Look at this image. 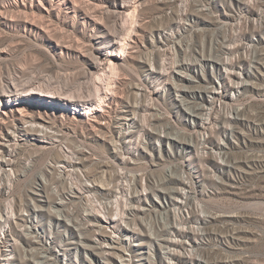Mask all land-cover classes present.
<instances>
[{
	"label": "rangeland",
	"instance_id": "obj_1",
	"mask_svg": "<svg viewBox=\"0 0 264 264\" xmlns=\"http://www.w3.org/2000/svg\"><path fill=\"white\" fill-rule=\"evenodd\" d=\"M123 2L130 13L138 5L126 31L116 29L113 13ZM106 40H118L125 50L98 49ZM228 56L234 61L228 86L234 79L248 85L218 93L206 106L203 86L216 81L220 88ZM213 60L218 65H210ZM32 78L44 91L24 90L20 105L52 127L54 133L42 137L50 143L10 133L19 109L5 100L3 87ZM200 86L201 94H193ZM61 89L80 112L27 99L56 100ZM0 99L7 113L0 140L15 139L9 141L13 163L4 167L10 171L0 172L1 217L9 215L6 207L17 216L21 207L42 203L35 223L67 227L77 237L74 222L49 220L51 204L63 203L72 216L92 214L85 224L91 239H113L127 250L121 240L128 228L150 244L174 222L173 211L161 216L148 208L182 178L184 210L198 206V214L219 217L196 233L205 264H264V0H0ZM80 101L93 103L91 113ZM203 115L214 119L211 134L199 123ZM61 158L64 167L57 166ZM80 171L84 177L71 173ZM151 184L153 192H145ZM13 221L0 238L11 234L21 244V227ZM130 239V253L138 251Z\"/></svg>",
	"mask_w": 264,
	"mask_h": 264
},
{
	"label": "bare ground",
	"instance_id": "obj_2",
	"mask_svg": "<svg viewBox=\"0 0 264 264\" xmlns=\"http://www.w3.org/2000/svg\"><path fill=\"white\" fill-rule=\"evenodd\" d=\"M133 6H135V4ZM136 6L133 8L131 13L125 2L117 3L114 6L113 13L116 18V29H121V27L126 28V23L129 21L127 16L130 15L129 17H131L135 15ZM223 24L230 25L231 23H229V21H223ZM119 43L118 40H106L102 46L98 47V49L103 46H112L117 47L120 52L124 51L125 45L120 46ZM114 50H116V48ZM226 61H228V68H226V70L223 68L222 70L224 72L222 76L224 77H222L219 89L215 81L214 85L211 87H207L206 85L203 86V92L200 90L201 86L198 90L193 92L195 95H200L202 92L206 100L209 101L206 106L211 102L210 100L213 99V97H216L218 93L223 92L224 94H227L230 91H238L243 85H248V80L242 81L234 79L235 85L232 87L228 86L226 80L229 79L228 76L233 73L230 70V66L233 68L234 61L232 60V57L229 56L226 58ZM108 65L110 69L114 71L118 68V65L113 60H110ZM210 65L216 66L218 65V62L213 60ZM182 66H187L184 60H182ZM150 70V73L154 70L153 63ZM225 77H227V79ZM6 83L7 84H4V87L2 86L3 91L7 92L5 100L9 102L8 104L17 105V108L19 109V111L12 116L13 124L10 133L16 135V131L20 130L25 134L39 135V141L50 143L49 139L43 140L42 137H49L52 135L54 133L52 127L42 122V120H39L37 117L27 114L25 110H23L24 105H20V103H26L27 97L26 95L20 93L29 89H39L40 91H44L42 90V82H36V78H32L23 83L21 87L14 80ZM94 88L96 91L99 89L96 85H94ZM65 90L61 89L58 92V98L56 100L52 98H36L33 95H29L27 99H31L32 101L39 100L40 102H48L55 105L57 108L58 104L59 108L62 110L73 109L76 113L80 112V104L73 103L71 94ZM95 97H97L99 101L104 100V97H100V93L98 92ZM208 98H210V100ZM5 100L0 99L1 102H4ZM80 102L81 105L85 106L87 109L85 114L91 113L93 103L91 101ZM206 106L204 110H206ZM3 113L7 115L6 112L0 111V119L2 122H6L4 116H2ZM133 118L134 116L129 118V120H132ZM199 121V123H202L205 133L211 134L213 130L212 124L214 121L212 116L210 115V117H205L203 115ZM9 125L11 126V124ZM13 140L15 139H13L11 135H8V138H5V140H0V172L10 171L9 169H4V167L13 163L11 158L14 156L15 152L12 148H10L11 143L9 142ZM58 161V167H64L67 164V161L64 158H61ZM71 173H74L79 177H84V172L81 171ZM43 179H45V175L42 174V182ZM178 183L179 184L174 188H177L179 191H173L174 188H171L168 193L163 195V201H155V203L148 208L153 210V214L161 216L165 213H169V211H173L174 222L168 229H165V232L162 233L161 237H158L157 234H155L150 244H146L143 239H139V237L134 236L138 232L137 229L134 227V229L128 228L129 231L124 234L125 237L121 240L122 246L124 245L123 247L127 250L120 248L113 239L109 240L103 237L91 239L88 235L85 224L90 220L92 214L84 212L82 217L72 216L70 207H67L63 203L59 204L58 202H55L51 204L50 210L53 216H51L49 220L51 221V219H55L58 224L74 222L75 227L78 230L77 237L74 231L72 232V230H69L67 227L61 230H58L59 228L57 230H53L52 227L50 229H45L42 228L41 221L39 223H35L42 213V203L30 205L28 207H21L17 211V216H13L14 210H12V208L9 209V207H6L5 209L8 208L6 212L9 213V215L5 218L0 216V230H2L7 224L11 223L13 218V223L21 227L20 230L24 236V240L22 238V243L20 244L19 239L15 238L11 234L4 239L0 238V264H205V260L197 253V250L202 243L196 238V233L200 234L201 229H203L210 222L218 221L219 217L218 215L206 216L198 214L196 209L198 206H193L189 211L184 210L185 206L182 202V196L186 194V191H184L186 183L182 180V178L178 179ZM85 184L88 186L92 185L91 183H88L87 180L85 181ZM155 185L156 184L146 185L145 192L148 189L147 187H149L153 192ZM88 190L91 191L92 188L90 187ZM181 209V212H177V210ZM163 210L166 211L163 213ZM222 215L228 217L229 219H234L237 216L234 213H224ZM209 236L212 239L218 238V236L214 233L209 234ZM130 238H135L134 245L139 246L138 251L135 249L132 253H130L131 249L125 245L127 242L128 244L131 243ZM73 256L74 259H72Z\"/></svg>",
	"mask_w": 264,
	"mask_h": 264
},
{
	"label": "built area",
	"instance_id": "obj_3",
	"mask_svg": "<svg viewBox=\"0 0 264 264\" xmlns=\"http://www.w3.org/2000/svg\"><path fill=\"white\" fill-rule=\"evenodd\" d=\"M123 209H125V208H123ZM132 214H135V213H132ZM120 226L121 227H126V225L124 223H122V222H120Z\"/></svg>",
	"mask_w": 264,
	"mask_h": 264
}]
</instances>
